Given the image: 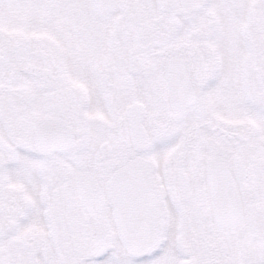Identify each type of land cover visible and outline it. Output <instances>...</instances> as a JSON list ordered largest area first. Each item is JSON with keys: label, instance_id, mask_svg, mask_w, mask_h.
I'll return each instance as SVG.
<instances>
[{"label": "snow or ice", "instance_id": "snow-or-ice-1", "mask_svg": "<svg viewBox=\"0 0 264 264\" xmlns=\"http://www.w3.org/2000/svg\"><path fill=\"white\" fill-rule=\"evenodd\" d=\"M0 264H264V0H0Z\"/></svg>", "mask_w": 264, "mask_h": 264}]
</instances>
